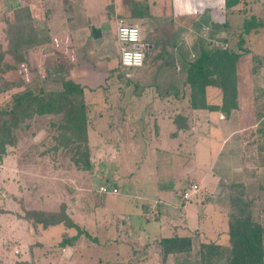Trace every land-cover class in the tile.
<instances>
[{
	"label": "crops",
	"instance_id": "0c3cea01",
	"mask_svg": "<svg viewBox=\"0 0 264 264\" xmlns=\"http://www.w3.org/2000/svg\"><path fill=\"white\" fill-rule=\"evenodd\" d=\"M222 6L218 0H0V17L7 13L15 23V12L25 8L43 24L50 39L44 45H52L69 61L67 78L82 88L80 109L87 108L88 119L104 110L100 98L94 97L109 84L115 86V73L118 78L132 74L119 64L120 24L140 29L145 53L144 64L133 70V83L139 89L136 110L130 113L134 121L130 129H121L136 136L130 148L138 159L134 173L110 177L107 171H95L89 183L97 179L102 184L97 194H87L90 206L67 213L75 227L59 223L40 231L42 236L61 228L70 242L58 243L61 248L53 255L39 237L24 264L234 262L233 228L251 220L236 215L231 198L248 202V178L260 171L249 164L254 156L264 159V72L262 107L252 101L246 112L241 102L236 109L223 111V94L212 85L205 87V100L215 108H193L186 84L189 64L201 51L211 53L224 38ZM130 83L123 80L119 86ZM249 117L252 128L245 123ZM261 184L264 193V176ZM191 185L200 192L184 200L182 194ZM100 187H106L107 193L99 192ZM173 238L186 239L188 244L183 251L164 253L161 241Z\"/></svg>",
	"mask_w": 264,
	"mask_h": 264
},
{
	"label": "rangeland",
	"instance_id": "374dc122",
	"mask_svg": "<svg viewBox=\"0 0 264 264\" xmlns=\"http://www.w3.org/2000/svg\"><path fill=\"white\" fill-rule=\"evenodd\" d=\"M219 1L223 2L220 8L223 20L220 25L224 38L218 46L241 54L234 66L236 98L234 102L228 99L227 106L229 110L236 109L241 102V108L246 112L254 101V106L261 108L264 26L244 34L243 21L249 17L264 20V0H252L254 4H251V0H237L229 8L225 7L226 0ZM8 15L4 13L0 17V52L4 53L3 63L10 67L0 70V106L9 101L13 93L39 82L47 84L50 89L58 88L56 78L68 77L69 70V61L57 54L52 45L42 44L44 46L28 49L18 58L9 54L7 34L15 28V23ZM241 38L243 41L240 44ZM116 69H119L118 65ZM130 72L132 74L127 78H118L120 74L115 73L112 78V82L116 81L115 86L109 84L96 93L94 98H100L99 106H104V110L96 116L94 113L90 119H85L78 101L42 116L32 112L36 108L33 107L25 117L12 119L14 143L6 147L0 159V264H22L24 257L29 254L30 246H34L42 236L48 251L55 255L61 248V240L67 237V233L57 227L41 236L40 231L44 229L41 224L33 223L26 216V211L52 215L59 214L64 207V213L71 215L82 205L85 208L90 206L86 200L87 194H97L102 182L92 179V185L89 183L95 171H107L110 177L134 173L138 159L130 148L135 145L136 136L121 132V129L127 127L128 130L132 126L134 115L130 118V113L136 110L134 98L139 89L133 83L135 73ZM123 80L131 83L127 87L119 86ZM252 88L256 100L253 99ZM227 92L231 96L229 89ZM108 95H113L114 99ZM84 111L88 117L87 108ZM245 123L252 128L254 121L249 117ZM102 143H106V146ZM247 155L251 153L247 152ZM253 160L254 163L250 162L249 166L254 164L253 167L260 171L251 173L248 178L251 184L247 186L246 199L250 198L247 199V210L250 220L264 227V193L260 187L264 176V159L254 156ZM176 172H179L178 168ZM106 187L110 186L106 184ZM237 191L240 195L243 193ZM83 234L88 235L85 231ZM91 234L94 232L91 231Z\"/></svg>",
	"mask_w": 264,
	"mask_h": 264
},
{
	"label": "trees",
	"instance_id": "16d2710c",
	"mask_svg": "<svg viewBox=\"0 0 264 264\" xmlns=\"http://www.w3.org/2000/svg\"><path fill=\"white\" fill-rule=\"evenodd\" d=\"M237 0H226L225 7L229 8L236 4ZM15 16V28L10 29L7 36V52L14 58L21 56V53L28 49L47 44L50 42L48 34H45L43 24L34 21L25 8L17 10ZM264 26V20H256L249 17L243 21V33L248 34L250 30H255ZM243 34V35H244ZM243 38L240 39V44ZM246 52V51H245ZM4 53L0 52V70L3 68L9 69L3 63ZM241 54L231 52L223 47H216L211 53L201 51L200 54L193 60L187 69L186 84L189 87V103L193 108H210L205 100V87L207 85L217 86L223 93V104L221 109L229 111V106L226 102L231 99L234 102L235 94V64ZM131 69L130 71H133ZM124 75V74H123ZM55 82L58 88L50 89L48 85L39 82L15 92L10 96L3 106H0V159L6 152V147L14 143L13 137V120L15 118L25 117L31 113L30 110L36 107L35 112L42 115L48 112L61 110L64 105L72 102L81 104L82 88L74 85L67 77L56 78ZM235 82V86H234ZM5 85V83H4ZM47 85V86H46ZM227 89L230 90L231 96L228 95ZM85 115V111L83 110ZM31 115V114H30ZM85 115V119H86ZM13 119V120H12ZM239 190V189H238ZM238 192V191H237ZM240 196V195H239ZM231 207L238 217L249 216V202L242 200L240 197L231 198ZM59 214H45L41 211H26V216L33 220L35 224H41L43 228L53 226L59 223L66 227H75L69 217L64 213V207ZM236 231L234 232V230ZM83 232L77 231V235ZM264 227L252 221H242L233 228L231 237L233 238V251L236 259L232 264H263L264 258V242H263ZM186 239H164L161 241V249L164 253L171 251H183L187 246ZM70 242V239H63L60 243L65 246ZM204 248H206L204 246ZM214 248V247H213ZM202 256V253H201ZM24 264V263H22Z\"/></svg>",
	"mask_w": 264,
	"mask_h": 264
},
{
	"label": "built area",
	"instance_id": "2783aa9c",
	"mask_svg": "<svg viewBox=\"0 0 264 264\" xmlns=\"http://www.w3.org/2000/svg\"><path fill=\"white\" fill-rule=\"evenodd\" d=\"M117 40L122 44L119 53V64L123 70L140 68L145 62V53L141 47V32L135 25L120 24L116 31ZM128 76V75H127ZM106 187H100L99 192L107 193ZM116 193V189L111 190ZM200 189L196 185H191L188 190L184 191L182 198L189 200L193 195H198ZM205 198V195H203Z\"/></svg>",
	"mask_w": 264,
	"mask_h": 264
}]
</instances>
